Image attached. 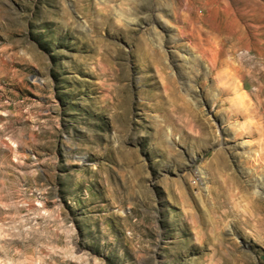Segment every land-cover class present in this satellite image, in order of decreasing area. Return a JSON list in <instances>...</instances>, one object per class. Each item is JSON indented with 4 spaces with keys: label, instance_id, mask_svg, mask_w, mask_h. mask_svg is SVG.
I'll return each mask as SVG.
<instances>
[{
    "label": "rangeland",
    "instance_id": "1",
    "mask_svg": "<svg viewBox=\"0 0 264 264\" xmlns=\"http://www.w3.org/2000/svg\"><path fill=\"white\" fill-rule=\"evenodd\" d=\"M0 264H264V0H0Z\"/></svg>",
    "mask_w": 264,
    "mask_h": 264
},
{
    "label": "bare ground",
    "instance_id": "2",
    "mask_svg": "<svg viewBox=\"0 0 264 264\" xmlns=\"http://www.w3.org/2000/svg\"><path fill=\"white\" fill-rule=\"evenodd\" d=\"M207 43V42H206ZM213 45V44H212ZM202 47V46H201ZM197 48V47H196ZM202 51V50H201ZM202 53V52H201ZM204 55V54H203ZM201 56H202V54H201ZM203 57V56H202ZM214 64V63H213ZM214 66V65H213ZM211 68H212V66H211ZM209 69H210V67H209ZM214 70V69H213ZM212 70V71H213ZM171 82H173V81H171Z\"/></svg>",
    "mask_w": 264,
    "mask_h": 264
}]
</instances>
